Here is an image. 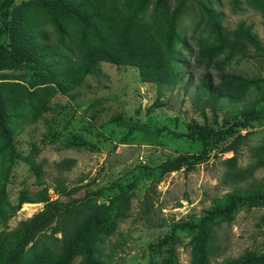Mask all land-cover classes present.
<instances>
[{"label":"rangeland","instance_id":"1","mask_svg":"<svg viewBox=\"0 0 264 264\" xmlns=\"http://www.w3.org/2000/svg\"><path fill=\"white\" fill-rule=\"evenodd\" d=\"M51 1L11 0L8 9L10 23L42 42L45 70L40 74L22 65L0 69V97L11 114L14 147L22 157L3 187L9 208L0 219V233L11 232L46 204L83 199L106 204L125 193L127 216L106 224L112 231L95 241L93 260L164 264L172 243L177 263L189 264L190 234L173 227L197 223L235 187L264 185V163L253 169L250 158V149L264 145V120L242 129L228 116L231 108L264 102V0H184L175 19L171 57L166 52L168 20L150 4L134 10L133 0H67L71 10L85 13L87 22L82 23L70 12L49 11ZM178 1H166L169 11ZM241 25L255 36L258 48L235 41L233 33ZM96 29L104 30L119 51L156 62L152 74L163 82L141 78L134 64L103 61L93 37ZM2 42L10 47L11 34L5 33ZM88 59L96 62L100 75L76 68ZM207 81L220 107L217 117L205 108L202 85ZM117 117L162 130L128 132L115 125ZM203 127L218 133L172 135ZM237 136L243 139L231 167L227 160L233 154L225 147ZM177 156L193 158L188 166L160 174L159 165ZM61 163L66 167H57ZM54 229L52 223L34 237L22 252V264L54 261L61 247ZM214 247L208 264L245 256L255 259L245 264H264V200L217 223ZM70 264L84 262L76 256Z\"/></svg>","mask_w":264,"mask_h":264},{"label":"trees","instance_id":"2","mask_svg":"<svg viewBox=\"0 0 264 264\" xmlns=\"http://www.w3.org/2000/svg\"><path fill=\"white\" fill-rule=\"evenodd\" d=\"M167 0H133L134 10L139 8L146 9L151 5L153 12H158L166 16L169 23V32L166 41V52L172 56V41L176 39L174 33L175 19L183 10V1L180 0L174 9L169 11ZM11 0H3L0 3V69L22 65L27 68H34L36 73L42 74L45 69L40 63L41 52L44 48L42 42L36 43L28 38L23 29L18 24L9 21V12ZM49 11L70 12L75 15L82 23H86V15L80 10H71L67 0H52L47 5ZM71 10V11H70ZM202 14L212 17L211 11L199 6ZM215 33L220 37L217 25L213 24ZM5 33L11 34L10 47L2 42ZM96 39L99 55L103 61L113 65L124 63L134 64L137 67L141 78L152 80L153 82H163L157 75L152 74L156 62L146 57L144 54H132L121 52L111 43L109 36L102 29H96L93 32ZM235 41L242 40L245 43L258 48L255 36L242 25L234 31ZM221 38V37H220ZM220 47L223 41L220 39ZM35 66H38L36 68ZM76 68L82 74L91 76L100 75V70L96 62L91 60H82ZM54 74H56L54 72ZM159 77V78H158ZM239 80L245 84L249 81ZM205 96V108L215 117L220 107L215 105V92L213 87L207 81L202 85ZM264 99V98H263ZM203 112V109H201ZM229 120L238 128H246L252 122L264 120V102L255 106H245L240 108H231L228 114ZM11 114L4 106L0 97V219H2L9 206L4 200V185L7 180L10 169L16 161L22 159L20 153L14 147V128L10 121ZM117 127L124 128L128 132H139L145 134H159L162 129L149 127L130 118L123 119L117 117L114 119ZM218 131L212 128H195L186 134L172 133L175 137H192L193 135L212 136ZM243 136H237L231 143L225 147V151L232 152L233 156L227 161L234 167V160L237 154L239 142ZM193 157L177 156L167 159L159 165L160 174H167L179 170L191 163ZM250 158L254 161L253 169H258L264 163V145L250 149ZM59 168H65L66 164H57ZM251 174H248L250 176ZM264 185L255 183L244 188L235 187L231 192L226 193L221 199L216 200L211 208L205 211L204 215L195 224L185 223L173 227L185 230L190 234L189 245V264H208V257L214 251V226L221 221H229L235 212L242 207H250L254 203L264 200ZM129 198L125 193L112 196L106 204H96L89 200L71 201L69 203L53 202L46 204L41 211L35 213L27 220L18 224V226L9 233H0V264H22V252L24 248L34 240V237L47 228L50 224L55 223V231L61 235V247L51 264H70L76 256H81L84 264H99L91 257L93 245L99 235H107L112 228L106 226L111 219H123L127 216L129 210ZM170 240V239H169ZM164 244H167L166 242ZM170 243L165 251L166 257L164 264H178L174 249ZM255 259L249 256L242 257L237 262L229 264H245Z\"/></svg>","mask_w":264,"mask_h":264}]
</instances>
